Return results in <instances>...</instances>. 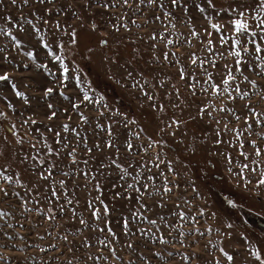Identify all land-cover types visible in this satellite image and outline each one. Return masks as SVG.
<instances>
[{"label": "rangeland", "instance_id": "1", "mask_svg": "<svg viewBox=\"0 0 264 264\" xmlns=\"http://www.w3.org/2000/svg\"><path fill=\"white\" fill-rule=\"evenodd\" d=\"M68 2L69 0H57L55 4L48 5L53 9V16L47 17L50 20L48 25H44L41 20L34 19L31 15L32 11L42 12L43 6L32 5L30 2L28 6L18 9L10 4V0H5L4 5L0 6V26L6 29L10 28L18 38H20L21 33L18 31L16 23L30 30L27 20H32L33 24L42 29L36 35L35 40L26 37L27 42L22 41L19 46L15 45L7 35L0 34V47L8 50L6 54L11 61V63L4 61L3 65H0V74L4 71L9 72L13 82L17 83V88L25 92L28 97V103H25L23 99L14 95L10 87L0 82V112L6 113L5 117H0V138L7 136L8 142H11L10 144L8 142L0 143V153L10 152V158L0 156V165L8 168L6 175H14L10 185L0 178V186L8 188L10 191L9 197H3L0 194V210L12 214L5 218L10 223L15 225L16 221L19 220L24 224V228L17 226L16 231L25 237L24 240L16 237L12 241L0 238V255L7 257L10 264H53L52 257L60 255V253L49 249L46 254L40 249L48 248L49 244L58 243L61 253L64 255H61L60 260L55 261V264H63L68 259H73V264H84L86 260L85 250L73 247L72 251H68V245L62 240H57V233H63L65 229H68L73 245L78 242V239H83L85 236L90 237L91 241L94 242L97 233L89 232L87 228L80 226L78 221L73 224L68 217L71 216V208L75 207L78 214H82L85 219L91 222L92 217L90 211L86 210V201L92 200L98 194L94 187L96 180L100 181L105 203H109L111 198V181L100 175H97L96 180L91 182H88L81 175H72L70 179H66L60 170L69 171L70 175L72 170L78 172L80 169L85 172H95L97 160L105 155L117 159V163L123 167H128L129 154L125 148V141L130 140L134 146L131 163L140 165L133 174L149 175L140 162L141 160L151 161L155 153L159 152L163 162L160 163L159 168L149 163L150 175L153 176L156 188L163 189L164 176L168 178L167 186L172 188V193L164 197L167 205L165 209L160 210L153 206V199H159V197L148 196L144 202L151 210L141 209V212L149 219H158L157 212H166L168 223L178 226L169 232L162 224L157 228V226H149L147 221L140 217L132 218L129 227L133 230H136L137 227L143 228L145 230L143 238L153 242L150 245L151 250H144L147 261L135 260V255H131L135 264H149V262L150 264H193L192 260L185 259L193 251L197 254L195 264H212L213 256L219 259L221 264H228L226 258L219 251L220 248H224L234 257L233 264H258L253 257L248 255V248L255 246L261 250L262 258H264V229L254 225L258 223L253 219V217L264 218V187L256 186L259 178L258 173L243 171L244 176L251 180V184L247 186H245L246 182L236 175L237 172H241L243 163H249L251 167H255V165H251L254 149L248 144V139H256V137H247L246 134L243 138L244 147L240 149L239 143L234 139V134L224 130L225 123L228 124L229 129L233 127L244 129L243 121L237 123L231 113L209 109L212 116L221 121L219 125L207 114L204 115L203 119L197 121L189 119L190 114L194 115L196 112V104L192 103L193 99L196 100V103H207L211 100L217 109L221 104H227L229 108L236 110L237 115H243L242 108L248 97L241 98L238 96L236 101L230 102L227 99V94H223L224 99L219 100L206 97L198 92L197 97L193 98L185 87V81L179 79L178 68L183 66L187 72L194 73L198 79L202 80L203 70L189 63L188 53L195 52L201 58L210 55L200 43V39L207 41L203 29L209 28V21L200 16L190 2V12L184 15L193 17V25L195 30L201 33L200 38H193L189 35V27L192 25L186 26L179 22V11L175 13L177 20L173 21L176 28L172 29L169 26L166 29V18L159 11L153 12L151 7H145V14L132 15L129 13V19L125 22L131 31H126L123 28L119 32L112 30L110 25L116 22V11L114 10L110 23H100L99 28L92 32L86 26H81L80 21L72 17L71 8L66 10L67 15L63 14L60 6ZM214 2L218 3V7L219 4L225 5V8L219 13L212 9L208 10L213 16L212 22L218 20L224 25L227 20L224 13L227 12V5L233 3V0H214ZM18 3H21V0H18ZM194 3L202 4L203 0H194ZM124 11L122 8L119 9L121 13ZM154 15H161L163 23L152 20ZM4 16H11L14 23L11 26L5 23L3 21ZM20 17H24V19H19ZM131 19L136 20V25L131 23ZM56 20H59L68 32L73 31V29L76 30V44H72L71 38L65 35L63 31L53 34V24ZM96 20L98 23L100 22L99 17ZM146 20L150 22L145 23ZM86 24L87 19L85 20ZM212 31V40L217 52L215 57L217 67L211 68L207 65L206 67L212 73L215 83L220 84V69H222L223 64L234 63V60L228 55V46H222L219 42V35L214 30ZM223 32L231 35L232 29L225 26ZM152 33H159L167 39H175L177 35H180V41L175 45H167L166 47L164 41L159 39L152 41L150 39ZM41 37H43V41L38 47L35 41L41 40ZM185 38L191 40V43L185 42ZM57 40L64 44L63 49L57 46ZM102 40H107V45L102 44ZM43 42L49 44L52 52L64 57L63 63L68 66V86L62 89L64 96L59 94L61 88L58 83L63 79V69L60 62L48 54L49 50L42 47ZM231 43L232 41L229 40V44ZM153 44L156 47H153ZM89 48L93 51L90 52ZM165 51L169 53L171 61L179 60V64L164 61L163 53ZM26 52L35 53L37 58L33 59L25 55ZM220 52L225 53V59H220L218 55ZM172 53H175V56ZM153 56L160 57L159 62L154 61ZM41 63L46 64L47 69L39 68L38 65ZM24 65H28V67L25 68ZM132 69H135L133 78H129L126 73ZM141 71L144 72L143 77L139 75ZM244 74L259 82L261 85L260 92L257 93L256 88L242 82L238 72H235L237 76L235 83L240 85L242 93L247 92L249 94L251 103L255 104L258 109H264V81H261L253 72L246 70ZM75 76H79V81L74 79ZM135 80H139L143 87H133ZM157 80L164 83V87H159ZM174 84L180 89V100L177 99L172 87ZM45 86L52 87L56 91L45 97ZM204 86L207 87V85ZM144 91H147L150 96H154L155 99H148L143 95ZM85 93L92 97L93 101L83 103L79 109L88 118L87 123L81 121L78 113L71 108L69 100L65 99L66 96L78 103ZM166 93H171V97L169 98ZM235 94L233 92V95ZM4 97H7V100ZM181 100L184 103H181ZM9 101L13 105L12 108L8 107ZM48 103L53 105L51 111H56V117L51 120L48 119L50 115V110L46 106ZM178 103L180 107H176ZM159 105H163V111L158 110ZM64 108H67L68 112H64ZM29 116L35 119L37 123H29L21 127L22 120ZM69 117L71 118L69 119ZM172 118L184 121V123L177 128L168 129L167 132L161 133L160 128L164 127ZM133 121L135 123H132ZM64 124L69 125V128L75 129V131H63L61 126ZM12 125H16V128L9 132L8 129ZM108 125H111V136L107 135L106 130H104ZM49 127L53 131H49ZM217 128L220 130V139L222 140V143L219 144L216 143ZM57 131L61 132L60 137L54 135ZM172 131H175L174 136L169 134ZM137 132L140 133L139 139L135 135ZM76 133H79V136H76ZM42 134L43 137H46V142L42 140ZM20 136H25L22 148L15 143ZM84 137H87L85 142L88 147H92L95 142L100 143L103 152H97L94 149L92 153V156L97 157V160L91 159L84 153L83 143H81ZM149 137L153 140H163L164 143L155 149H149L147 153L140 150L139 154L135 155L139 146L148 147ZM57 139L60 140V144L56 143ZM66 140L76 144V159H88L89 164L72 165L70 163L67 150L62 148ZM107 140H111L119 148L118 154L115 147L111 149L104 147V142ZM37 141H41L37 143L36 147L39 149L40 158L45 161L43 167H49L51 163L57 162V168L53 169L55 182L52 184V188L56 190L60 199L57 202L53 198L51 205L44 198L45 194L49 193L48 182H39V196H36L37 189L33 188L32 182L35 180V176L29 165H33L39 170L40 166L37 162L30 159L25 164L18 163L21 155L29 153L33 156L36 155V149L31 148V143ZM257 142L264 147V140ZM49 147L53 152L60 151L61 156L56 157L49 154ZM241 151L250 154L248 160L240 155ZM226 154L231 156V164L226 159ZM257 159L261 161V167L264 168V157ZM169 161H171V168L174 172L170 171L167 166ZM116 172L117 169L113 166V178H115ZM65 179L66 184L62 187L59 181ZM144 182L146 181H141V183ZM21 183L27 188H32L33 196L40 199L39 205H35L34 199L29 203L30 207L41 208L40 214L36 212L21 214L20 201L14 194L20 192L22 196L27 198L25 188L21 186ZM86 183L88 187L83 186ZM121 183L123 182L121 181ZM174 185H179V187H173ZM116 191H120V189L117 188ZM65 192H67V197L78 200L79 203L66 205V211L62 214L59 211V205L65 203L67 198L64 195ZM132 195L133 200L127 204V208L121 209L120 205L117 204V208L125 212L126 216L129 215L127 209H131L135 205L136 193H132ZM230 201L236 206L233 207L229 203ZM121 203L124 202L121 201ZM177 204L180 205L179 208L176 207ZM97 207L100 206L97 204ZM52 210H55L56 213L55 224L61 226L55 231H53V223L44 219L45 216L52 214ZM101 211H103L102 208ZM180 211L185 213L183 219L177 215ZM118 215V212L113 213L112 227L117 235H121L122 225L115 219ZM244 216L250 221H246ZM3 222L0 220V224ZM229 224L232 225L231 228L228 227ZM101 226L103 225L101 224ZM76 227L82 229V235L79 237L72 235L75 233ZM209 228L212 229L211 232L207 231ZM7 231L12 233V229H7ZM46 231L51 232L52 236H46L44 240L38 239L37 233L44 235ZM157 237L168 239L169 243L167 245L161 244ZM122 239H127V237L122 236ZM116 246L120 249V245ZM89 251L95 253L97 249L92 248ZM154 251L161 252L162 255L153 256ZM118 254L125 259H128L130 255L126 249H120ZM105 255H107V250H105ZM88 264L91 262L89 261ZM99 264H104V262L101 261ZM108 264H112L111 259ZM116 264H120V262H116Z\"/></svg>", "mask_w": 264, "mask_h": 264}, {"label": "snow or ice", "instance_id": "2", "mask_svg": "<svg viewBox=\"0 0 264 264\" xmlns=\"http://www.w3.org/2000/svg\"><path fill=\"white\" fill-rule=\"evenodd\" d=\"M30 2L32 5L43 6L42 12L32 11L31 15L34 19L41 20L44 25H48L50 23V20L47 17L53 16V9L51 7H48V5L55 4L57 0H21V3H18V0H10V4L16 6L18 9H22L24 6H28ZM190 2H192V7L196 9L199 15L209 21V28L203 29L204 35L207 36V41L205 42L203 39H200V43L203 45L204 50L207 53H210V55H205L203 58H201L195 52H189V63L191 65H196L203 70L202 80L198 79L194 73L187 72L183 66L178 68L179 79L181 81H185V87L189 91L190 96H192L193 98L197 97V94L199 92L204 94L206 97H212L219 100H223V94H227V99L230 102L236 101L238 96H240L241 98L248 97V99L246 100L242 108L243 115H237L236 110L229 108L227 104H221V106L217 109L216 105L211 100H209L207 103H196V100L193 99L192 103L196 104V112L194 115L190 114L189 119L192 121H197L198 119H203L204 115L207 114L210 119L215 120L216 124L219 125L221 121L212 116L211 111H209V109H212L213 111L218 110L222 113H231L237 123L243 121L244 129H237L235 127L229 129L227 123H225L224 125L225 131H230L234 134V139L239 143L240 149H243L244 147L243 138H245L246 134L247 137H256V139H248V144L254 149V152L252 153L253 158L251 160V165H255V167H251L249 163H243L241 172H237L236 175L244 180L246 182L245 186H247L248 184H251V180L244 176L243 171L248 170L253 173H258L259 178L256 186L264 187V168L261 167V161L257 159L264 157V147H262L257 142L258 140H264V109H258L255 104L251 103L249 94L247 92L242 93L240 85L235 83L237 80L235 72H238L240 74L242 82H246L248 86L256 88L257 93L260 92L261 85L256 79H250L249 75H245L244 73L246 70L248 72L255 73L261 81H264V0H233V3H229L227 5V12L224 13L227 17L226 24L224 25H222L218 20L217 22H212L213 16L211 13H209L208 10L212 9L219 13L225 8V5L223 4H219L218 7V3L214 2V0H203L202 4H195L194 0H69L68 3L61 5L60 9L63 14L67 15L66 10L71 8L72 17L80 21L81 26H86L92 32H95L99 28L100 23L109 24L112 20L114 10L116 11V22L111 23L110 26L112 30L115 32H119L121 28H123L126 31H131V29L128 28V24L125 22L129 19V13H131L132 15L145 14V7H151L153 12H161L163 14V17H165L167 20L165 28L167 29L169 26H171L172 29H175L176 24L173 23V21L177 20V16L175 13L179 11V22L183 23L186 26L192 25L191 27H189V35L193 38H200L201 33L197 32L195 30V26L193 25V17L191 15H184L185 13L190 12ZM4 3L5 0H0V6H3ZM121 8L125 10L122 13L119 12V9ZM229 13H231V15H229ZM97 17L100 18L99 23L96 20ZM19 19H24V17H20ZM86 19L87 24L85 25ZM151 19L163 23L161 15H154V17ZM3 21L10 26L14 23L11 16H4ZM148 22L150 21H145V23ZM131 23L133 25H136V20L131 19ZM27 24L30 26V30L25 29L18 23H16V27L21 33L20 38L14 35L10 28L6 29L3 26H0V34H5L10 37L17 46H19L22 41L27 42L25 39L26 37H31L33 40H35L36 35L39 34L42 29L33 24L32 20H27ZM225 26L232 29L231 35L223 32V28ZM53 28L54 35L55 32L63 31L65 35H68L71 38L70 42L72 44L77 43V32L75 29H73V31L71 32H68L59 20L55 21V23L53 24ZM212 30H214L219 35L220 44L222 46H228V55H230L234 60V63L223 64L222 69H220V84L215 83L212 73L208 70V67H206V65L210 66L211 68L217 67V62L215 59V57L217 56V52L215 51V45L212 40ZM242 37L243 39H241ZM150 39L152 41H157L158 39L164 41L165 46L167 47V45L177 44L180 41V35H177L175 39H167L165 36L160 35L159 33H152L150 34ZM229 40L232 41L231 44H229ZM41 41H43V37H41V40L35 41L38 47L40 46ZM185 42L191 43V40H187L185 38ZM101 43L107 45L108 41L102 40ZM57 46L60 49L64 48V44L59 42V40H57ZM42 47L44 49H48V54L51 55L54 60L60 62V66L63 69V79L58 82L59 87L61 88L59 94L61 96H64V92L62 89L67 88L68 86L67 80L69 72L67 64L63 63L64 57L52 52L47 42H43ZM153 47H156V45L153 44ZM7 51L8 50H6L5 48L0 47V65H3L4 61H9V63H11V61L9 60V56L6 54ZM89 51L91 52L93 51V49L89 48ZM25 55L30 56L33 59L37 58L35 53L26 52ZM172 55L175 56V53H172ZM218 55L220 59L226 58L224 52H220ZM153 60L159 62L160 57L153 56ZM163 60L168 63L174 62L176 64H179V60L171 61L169 59V53L167 51L163 53ZM24 67L26 68L28 67V65H24ZM38 67L41 69H47V65L44 63L39 64ZM134 71L135 69L129 70L126 75L129 78H133ZM139 75L143 77L144 72L141 71ZM74 79L79 81L80 78L79 76H75ZM0 82H3L8 87H10L17 98H21L25 103H28V97L26 96L25 92L20 91L17 88V83L13 82L12 76L9 72L4 71L2 74H0ZM157 85L159 87H164V83H161L159 80H157ZM204 85H207V87H205ZM132 86L141 88L143 87L139 80H135ZM25 87H27V85H25ZM172 87L175 90L177 99L180 100L181 94L179 87L175 84ZM54 91H56V89L45 86L44 96L48 97ZM233 92H235L236 94L233 95ZM143 95L148 97V99L150 100L155 99V97L150 96L147 91H144ZM166 95H168L169 98L171 97V93H166ZM4 99L7 100V97H4ZM65 99L69 100L71 108L78 113L81 121L87 123L88 118L82 112H80L79 109L81 108V105L83 103L93 102L92 97L85 93L78 103L66 96ZM181 103H184V101L181 100ZM46 106L50 110L48 119H54L56 117V111H51L53 109V105L51 103H48ZM185 106L188 105L185 104ZM8 107H13L10 101L8 102ZM176 107H180V104L178 103ZM158 110L163 111V105H159ZM63 111L68 112V109L64 108ZM5 116L6 113L0 112V117ZM21 116H23V113H21ZM70 118L71 117H69V119ZM29 123L36 124L37 121L31 116L26 117L22 120L21 127H23L24 125H28ZM132 123L135 122L133 121ZM182 123H184V121H179L175 118H172L164 125V127L160 128V132L165 133L168 129L177 128ZM61 127L65 132L70 130L75 131V129H70L69 125L67 124L62 125ZM101 127L103 128V126ZM15 128L16 125H12L8 130L9 132H12ZM48 130L53 131L51 127H49ZM104 130H106L107 135H112L111 125H108ZM169 134L174 136L175 131H172ZM54 135L56 137H60L61 132L57 131L54 133ZM135 135L136 138L139 139L140 133L137 132ZM216 135V143H222V140L220 139V130L218 128L216 129ZM76 136H79V133H76ZM41 138L46 142V137H43V134L41 135ZM24 139L25 136H20V138L16 140L15 143L20 145L22 148ZM86 140L87 137H84L81 141V143H83L84 153L88 157H91V159L97 160V157H93L92 153L94 149L97 152H103L100 143L95 142L92 147H88L87 143L85 142ZM3 142H8L7 136L0 138V143ZM40 142L41 141L31 143V148L36 149L35 156L31 155L30 153L27 155H21L19 157L18 163L25 164L30 159L37 162V164L40 166L39 170H37L33 165H29V167L33 169V175L35 176V180L32 182L33 188L37 189L36 196H39V182H48L49 193L45 194L44 198L48 201L49 205H51L53 203V198H55L57 202L60 199V197L56 193V190L52 188V184L55 182L53 169L57 168V162L51 163L49 167H43L45 161L40 158L39 149H37L36 147L37 143ZM8 143L10 144L11 142ZM56 143L60 144V140L57 139ZM163 143V140H153L151 137H149L148 147L144 148L143 145L139 146V148H137L135 152V155H138L140 150H143L145 153H147L149 149H155ZM70 144L72 145L71 147L69 146ZM104 147L108 149L115 147L116 153H119V148L111 140L105 141ZM62 148L67 150V157L69 158L72 165H76L79 163H83L84 165L89 164L88 159H76L77 146L76 144H73L72 141L66 140L63 143ZM125 148L129 154L128 167H123L121 164L117 163V159H113L112 157L105 155L103 158L97 160V168L95 172H85L83 171V169H80L78 172L72 170L70 175L69 171H64L63 169L60 170V173L66 179H70L72 175H81L85 177L88 182H91L92 180H96L97 175H100L103 176L106 180L111 181V198L109 203H105V200L103 198V189L101 187L100 181L96 180L94 187L97 190L98 194L93 197L92 200L86 201V210L90 211L92 217L91 222L85 219L82 214H78L75 207L71 208V216L68 217V219L73 224L78 221V224L87 228L89 232L97 233L98 235L96 236L94 242L91 241L90 237L85 236L83 239H78V242L73 245L72 241L70 240V233L68 229H65L63 233H57V240L64 241L65 244L68 245V251H72L73 247L83 248L85 250L84 255L86 256V260L84 261V264H88L89 261L91 262V264H99V262L101 261H103L104 264H108L110 259L112 261V264H116V262H120V264H135V260L141 259L147 261V257L144 256V250H151L150 245L153 242L145 240L143 238L145 235V230L143 228L137 227L136 230H133L129 227L132 218L140 217L146 220L149 226H157V228H159L162 224L163 227L169 232L178 227L175 224L168 223V220L166 219V212H157L158 219H149L141 212V209L151 210L149 206L144 202L146 200V197H159V199H153V206L157 209L163 210L167 207L164 197L167 194L172 193V188L167 186V176L163 177L162 183H164V187L161 190L155 187L153 176L150 175L151 168L148 167V164L152 163L154 167L159 168L160 163L163 162L161 159V154L159 152H156L151 161L141 160L140 164L144 169L147 170L149 175L142 176L140 173H136L134 175L133 173L140 165H134L131 163V158L134 155V146L130 140L125 141ZM48 152L49 154L55 155L56 157L61 156L60 151L53 152L50 147L48 148ZM240 155L243 156L245 160H248L250 154L241 151ZM0 156L10 158V152H2L0 153ZM226 159L228 160L229 164H231V156L226 154ZM109 160L111 161L110 163ZM113 166H115V168L117 169L115 178L112 177ZM167 166L169 167L170 171L174 172V170L171 168V161L168 162ZM129 169H132V171H129ZM229 170L231 171V169ZM7 171L8 168L0 165V178L8 182V184L10 185L13 182L14 175H6L5 173ZM161 175L163 174L161 173ZM66 179L59 181L62 187L66 184ZM142 180L146 182L141 183ZM121 181L123 183H121ZM21 186L25 188L27 198H25V196H22L20 192L14 193L20 201L19 208L21 210V214L23 215L33 212L40 214L42 212L41 208L29 206L30 201H32L33 199L35 201V205H39L40 199L33 196L32 188H27L23 183H21ZM83 186L88 187V184L86 183ZM173 187L178 188L179 185H174ZM117 188H119L120 191H116ZM149 189H151V191H148ZM132 193H136L135 205H133L131 209H127L129 215L126 216L125 212L120 211L117 208V204L120 205L121 209L127 208V204L131 203L133 200ZM0 194H2L3 197H9L10 191L8 188L0 186ZM64 195L67 197V192H65ZM121 201H123L124 203H121ZM78 203V200L67 197L65 203L59 205V211L63 214L66 211V205H73ZM229 203L232 204L233 207L236 206L231 201ZM97 204L100 207H97ZM176 207L179 208L180 205L177 204ZM101 208L103 209V211H101ZM117 212L119 213V215L116 216L115 219H117L122 225L121 235H117L112 227V215L113 213ZM11 215L12 214L9 212L0 210V220L4 221L2 224H0V238H6L8 241H12L16 237H19L21 240H24L25 237L20 235V233L16 231L17 226L20 228H24V224L17 220L16 224L14 225L7 219H5L6 217H9ZM177 215L180 219H183L185 213L180 211L177 213ZM44 219L53 223V231H55L56 228L61 227L60 225L55 224V210H52V214L45 216ZM101 224L103 226H101ZM228 227L231 228L232 225L229 224ZM7 229H12V233L10 234ZM207 231L211 232L212 229L209 228L207 229ZM72 235L74 237H79L80 235H82V229L80 227H76L75 233H72ZM201 235H203V233H201ZM37 236L38 239L44 240L46 236L51 237L52 233L46 231L44 235H39L37 233ZM101 236L103 238H100ZM122 236H126L127 239H122ZM157 240H159V243L164 245H167L169 243L168 239H161L157 237ZM116 245H120V249L128 250L130 254L128 259H125L123 256L118 254L120 249H118ZM13 247H15V245H13ZM33 247H35V245H33ZM92 248H96L97 251L95 253H92L91 251H89ZM49 249H53L57 253H60V255L52 257L53 264H55V261L60 260L61 255H64V253H61V249L58 243L49 244L48 248H41L40 251H43L47 254ZM105 250H107V255H105ZM219 251L226 258L228 264H233L234 257L230 255L228 251H226L224 248H220ZM132 254L135 255V260L131 258ZM152 255L159 257L162 255V253L154 251ZM169 255H171V253H169ZM248 255L253 257L255 261L258 262V264H264V258H262L261 250L257 249L255 246H251L248 248ZM185 259L192 260L193 264H195L197 254L195 253V251H193L191 255L185 257ZM200 259H203V257H200ZM0 262H2V264H10L8 258L3 255H0ZM63 264H73V259H68L64 261ZM212 264H221V261L213 256Z\"/></svg>", "mask_w": 264, "mask_h": 264}, {"label": "flooded vegetation", "instance_id": "3", "mask_svg": "<svg viewBox=\"0 0 264 264\" xmlns=\"http://www.w3.org/2000/svg\"><path fill=\"white\" fill-rule=\"evenodd\" d=\"M244 217L246 218V216H244ZM251 217H253V215H251ZM253 219H255L256 223H258V224H254V225L259 226L262 229H264V218L261 219L260 217H253ZM246 221H250V220L248 218H246Z\"/></svg>", "mask_w": 264, "mask_h": 264}]
</instances>
